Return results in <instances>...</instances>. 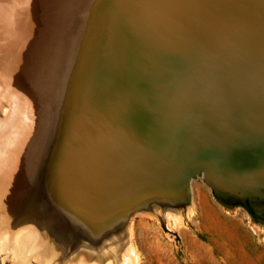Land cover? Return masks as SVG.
Returning a JSON list of instances; mask_svg holds the SVG:
<instances>
[{
  "label": "rangeland",
  "instance_id": "obj_1",
  "mask_svg": "<svg viewBox=\"0 0 264 264\" xmlns=\"http://www.w3.org/2000/svg\"><path fill=\"white\" fill-rule=\"evenodd\" d=\"M242 1L61 0L57 12L44 1L37 48L13 80L0 72V264H264V146L222 145L219 167L147 141L115 147L113 114L144 88L159 42L169 51L148 70V104L160 97L153 107L168 114L196 94L210 109L226 104L182 68L188 52L204 55L210 85L219 76L209 54L242 40L245 93L227 99L264 117V0Z\"/></svg>",
  "mask_w": 264,
  "mask_h": 264
},
{
  "label": "bare ground",
  "instance_id": "obj_2",
  "mask_svg": "<svg viewBox=\"0 0 264 264\" xmlns=\"http://www.w3.org/2000/svg\"><path fill=\"white\" fill-rule=\"evenodd\" d=\"M44 1L45 0H0V72L7 80H13L15 78L17 71L21 69L22 65L31 57L41 40ZM47 1H56L54 12H57L61 0ZM242 2L258 5L263 4V0H243ZM222 14L228 15L229 13ZM188 29L189 28H187V30ZM181 33L182 31L180 34ZM162 35L161 37H163ZM175 37L177 38V36ZM179 37L178 39H181ZM167 39L169 38L167 37ZM162 40L165 41V39ZM159 43L151 45L148 49L146 65L147 75L144 77L146 80V83L143 84L144 88H142L140 93L127 98L126 100L128 103L118 107L113 114V121L121 131L120 137H118L120 140L115 146L117 153L126 151L128 147L133 148V146L137 145V142L147 141L151 144L153 149L171 154L172 157L174 153L176 157L179 158L180 156H184V160H187L192 156L198 155L205 163L215 167L218 166L217 164L219 163V166L222 164L219 160L222 161L224 158L220 157L221 154L223 156L221 151H223L224 145H226L227 148H237V146H239L238 149H241V147H244L246 148V153H249L247 149L251 150L250 148H252V150L256 148L259 151L257 146H264V137L257 133L260 129L263 130L264 128V117L240 110V108L243 109L248 104H246V102L227 99V97L245 93L241 86L243 73L236 69L245 70L243 61L249 52V47L242 40H228L217 43L216 46L218 48L209 55L213 56L217 61L219 80L210 85L202 80L204 68L200 63L204 55L188 52L194 55L193 58H187L190 65H186L182 68L183 74L198 85L201 90L211 88L217 91L220 96L223 93L224 95L221 97L227 103L214 106L215 108L210 109L202 95L196 94L187 101L183 108L176 113V110L173 111V109H171L170 111L172 113L168 114L165 113L166 111L164 110L153 107L159 101L157 98L160 97L154 96L149 98V104L152 106L147 103V98L151 94V88L155 84L154 78L148 74V70L154 69L155 67L152 66V64L161 62L162 53L169 51L166 47L161 45L162 43ZM43 52L44 49H42L41 53ZM219 61H223L226 64L227 67L225 72L219 69ZM28 70L29 65L23 68V78ZM0 92H3L1 86ZM109 98L113 100L114 103L119 100L112 96ZM127 136L135 138L136 143L128 141ZM22 141L24 143L26 142V140L23 139ZM225 141L227 143L222 144V142L225 143ZM220 147L223 149H220L221 151L218 152ZM261 147L260 149H262ZM228 150L230 151V149ZM228 150L226 153L230 154L232 151L228 152ZM244 150L245 149L242 151ZM129 152L130 150L128 149V153ZM232 153L233 156H236L234 151ZM240 153L241 151L239 152V158H241ZM229 154L228 156H230ZM135 155L134 153V157ZM237 158L235 157V159ZM243 158L244 157H242L241 161L244 160ZM259 160L256 164L264 162ZM236 161L240 160L237 159ZM241 161L239 163H241ZM226 162H228V160ZM234 163L232 164L230 161L229 164L224 163L223 165L226 164L225 166L228 165L229 167L231 164L235 166L236 164ZM251 164H254V162H251ZM237 165L239 164L237 163ZM249 173L250 171L248 174Z\"/></svg>",
  "mask_w": 264,
  "mask_h": 264
}]
</instances>
